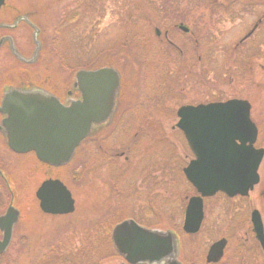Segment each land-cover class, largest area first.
I'll return each mask as SVG.
<instances>
[{"label":"rangeland","instance_id":"obj_1","mask_svg":"<svg viewBox=\"0 0 264 264\" xmlns=\"http://www.w3.org/2000/svg\"><path fill=\"white\" fill-rule=\"evenodd\" d=\"M0 24L13 26H0V38L11 36L24 58L0 47V99L20 85L65 98L80 69L112 66L121 76L115 115L63 167L14 153L0 135V167L22 210L0 264L125 263L111 232L127 219L175 232L183 264H208L210 246L224 237L215 264H254V248L256 264H264L251 222L254 209L264 221V158L249 196L206 199L201 231L186 234L185 208L196 191L183 168L194 156L176 126L184 105L246 99L259 129L256 147L264 148V0H6ZM36 30L41 46L33 57ZM48 178L68 186L73 213L41 211L35 192ZM7 190L0 182V214Z\"/></svg>","mask_w":264,"mask_h":264},{"label":"water","instance_id":"obj_2","mask_svg":"<svg viewBox=\"0 0 264 264\" xmlns=\"http://www.w3.org/2000/svg\"><path fill=\"white\" fill-rule=\"evenodd\" d=\"M4 3L5 0H0V9ZM180 27L188 31L187 27ZM157 32L160 33L159 30ZM37 33L38 30L34 33L37 47L33 57L41 46L36 39ZM5 40L10 41L13 54L24 59L16 50L12 37H2L0 47ZM120 85L118 70L100 67L78 70L73 88L80 91L81 97L77 100L68 98L64 103L56 95L40 88H8L0 103L3 116L0 131L14 152H34L43 164L64 166L97 127L112 119ZM177 115V127L184 133L194 155L183 172L198 192L190 197L186 206L183 230L196 234L204 221V198L218 192L229 197L248 196L259 183L258 170L264 149L255 147L258 127L251 119L248 100L184 105ZM36 197L46 214L67 215L75 211L72 193L60 179L43 181ZM19 215V210L11 203L6 214L0 217V254L5 253L12 242ZM251 222L264 251V222L258 209L251 212ZM112 240L116 251L128 264H183L179 259V238L173 231L146 228L133 219H127L115 225ZM227 243L226 238L214 242L208 250L207 262L220 261Z\"/></svg>","mask_w":264,"mask_h":264},{"label":"flooded vegetation","instance_id":"obj_3","mask_svg":"<svg viewBox=\"0 0 264 264\" xmlns=\"http://www.w3.org/2000/svg\"><path fill=\"white\" fill-rule=\"evenodd\" d=\"M19 22H21V20H20ZM2 28H3V27H2ZM4 29H8V28L4 27ZM3 37H4V36H3ZM6 43L9 45V40H5L4 43H3L2 45L6 44ZM19 87H23V88H24V87H32V88H40V89H43V88H41V87H36V86H21V85H20ZM43 90L48 91L47 89H43ZM48 92H49V93H52V94H54V95H56L57 97H59L60 100H61L63 103L66 102V100H67L68 98H70V97H72L73 99H75V98L79 99V98H80V92H79L78 89H74L73 91L68 90V91L65 93V98L61 97L60 95H57V94L54 93V92H50V91H48ZM75 95H76V96H75ZM2 96H3V95H2ZM74 96H75V97H74ZM1 100H2V97H1V99H0V103H1ZM114 115H115V113H114ZM2 119H3V116L0 114V123H1ZM97 128H98V127H97ZM100 128H101V127H100ZM100 128H98V129H100ZM102 128H103V127H102ZM98 129H96V130H98ZM0 135H1L2 138H3V141H4L5 145H6V147H8V146H7V143H6L5 135H4L1 131H0ZM14 153H15V152H14ZM0 170H1L2 173H3V175H2V174L0 175V182L4 184L5 188L8 189L7 191L10 193V198H9L8 204H7V206H6L5 210H4V212L0 214V217H1L2 215L6 214L8 208L10 207V205H11V203H12V205H13L16 209H18L19 212H20L19 220H18V222H17V224H18V223L20 222V220H21L22 210L20 209V207L17 206L18 197H17V191H16V189H14V187H15V183H13L14 181H11V178H9V175H7L6 169L0 167ZM205 200H206V199H204V210H205V216H206V202H205ZM17 224H16V225H17ZM16 225H15V227H14V234H13L12 242H13V240H14L15 230H16V227H17ZM253 231H254V230H253ZM254 237H255V234H254ZM224 238H225V237H224ZM1 239H2V231H1V229H0V240H1ZM255 240H256V237H255ZM12 242H11L10 246L12 245ZM227 244H228V243H227ZM9 248H10V247H9ZM256 261H257V259H253V263H254V264H256ZM122 264H128V263L125 262V263H122ZM143 264H145V263H143ZM208 264H210V263H208Z\"/></svg>","mask_w":264,"mask_h":264},{"label":"trees","instance_id":"obj_4","mask_svg":"<svg viewBox=\"0 0 264 264\" xmlns=\"http://www.w3.org/2000/svg\"><path fill=\"white\" fill-rule=\"evenodd\" d=\"M253 252H254L255 257H256V258H254V259L259 258L260 255L258 254V248H254Z\"/></svg>","mask_w":264,"mask_h":264}]
</instances>
